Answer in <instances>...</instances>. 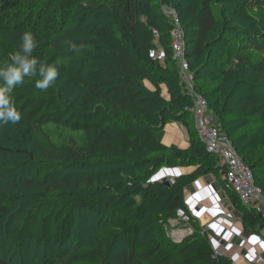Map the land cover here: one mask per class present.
Masks as SVG:
<instances>
[{
  "label": "trees",
  "instance_id": "16d2710c",
  "mask_svg": "<svg viewBox=\"0 0 264 264\" xmlns=\"http://www.w3.org/2000/svg\"><path fill=\"white\" fill-rule=\"evenodd\" d=\"M168 1L186 32L187 59L198 92L264 189V78L256 81L253 71H248L263 59L251 56L264 46V0H0V66L19 51L25 31L35 33L39 41L34 56L48 64L59 61V76L47 91L35 87L39 76L26 77L14 88L13 101L22 119L0 127V159L14 153L23 162L36 163L35 179L26 184L41 187L32 201L22 204L19 183L0 187V234L3 223L12 218L14 224L7 230L13 244L20 246L27 240L43 247L56 244L58 249L43 264H172L173 260L234 264L215 254L208 235L176 245L165 238L159 223L186 207L187 184L205 174H222L217 158L198 137L192 97L172 57L171 23L162 9ZM229 5L247 23L239 29L229 26L242 37L228 39L229 20L224 18ZM157 42L162 59L154 56ZM72 43L82 46L77 52L80 72L84 65L91 67L81 78L62 60L64 46L70 48ZM75 82L77 93L72 87ZM238 93L241 100H236ZM250 93L258 95L251 98ZM172 121L187 127L188 148L158 139L157 132ZM66 122L74 132L95 134L99 142L121 138L119 149L107 145L113 154L84 167L97 169L103 163L110 168L132 167L142 165L143 159L153 161L154 168L124 180L89 176L63 184L52 177L61 162L33 156L24 141L28 131ZM151 152L158 154L148 156ZM164 165L197 169L171 185L150 180ZM227 189L246 229L263 228L262 213L242 204L237 193ZM100 208L106 215L98 231L85 244L70 249L77 211ZM0 264H10L1 251Z\"/></svg>",
  "mask_w": 264,
  "mask_h": 264
},
{
  "label": "rangeland",
  "instance_id": "374dc122",
  "mask_svg": "<svg viewBox=\"0 0 264 264\" xmlns=\"http://www.w3.org/2000/svg\"><path fill=\"white\" fill-rule=\"evenodd\" d=\"M170 3L171 2L169 1L165 2V4L162 6L165 15L166 13L164 10L172 7ZM228 7L230 10H226L224 18L225 20H229L228 28L226 29L227 32L230 33L228 39H230L231 37H242L241 34L233 32L230 29L235 27H237L236 29H239L238 27L243 26V24L247 23H245L244 21L242 22L240 18L236 17L233 14L234 10L232 5H229ZM229 26L232 28H230ZM88 30L92 33L94 32L92 28H89ZM227 43H230L229 40L227 41ZM156 44L157 48L155 50L154 56H159L162 59L164 54L161 44L159 42H157ZM64 47L65 52L62 60L63 62L68 64L69 67H71V71H73L74 75H77L81 78V76H85V73L87 71H91L90 66L86 67L83 64L85 70L81 69L82 71L80 72V65L78 62L80 59L77 56V51H75L74 49H70L69 47L66 49V46ZM262 48L263 49L260 50L256 55L251 56L254 58H263L262 60L259 58L260 64L256 65L254 68L248 69V71H253V77H257L255 78L256 81H259L262 77L264 78V46H262ZM192 51L193 46L191 47V53ZM192 60L194 59L192 58ZM219 66L220 65H217L214 68L217 69ZM72 87H74L73 91L77 93L79 90V85L75 82ZM163 93H165L166 95L168 94L167 87L165 86L163 88ZM257 95L258 93H250L249 96L252 98ZM235 97L236 100H241V96H239V93L236 94ZM190 119H192V116L190 117ZM185 128L187 127L185 126ZM186 130L188 133V129ZM110 143L114 146V148L116 146L117 149L122 146L121 138L119 136L114 142H111L107 138H105L104 140H100L99 142L96 135L91 132H74L73 130H71V128H69L67 122L60 125L49 124L42 127V129L28 131V137L24 141L25 146L34 153L33 156L36 155V157H38L39 159H56L61 162L58 165L57 169L54 170L52 177L54 179H60L63 184H67L73 181H82L84 178H87L89 176H94L95 178L103 177V179L101 180L107 179L110 182L115 181V179L124 180L129 176L145 174L149 169L154 168L153 161L148 160L147 162H145L143 159L142 165H132V167L126 164L121 167L117 166L116 168H110L109 164L107 163H103L106 166L102 164L97 169L84 167V163L91 164V162L94 163L100 156L108 157L109 155L113 154L114 152H112V149L107 147V145H110ZM235 151L237 152L236 148ZM157 154L158 152H151L148 154V156H155ZM237 154L239 155L238 152ZM27 159L28 157L25 158V160ZM36 167V163H30L28 161L23 162V160H19V157H17L16 154L6 153L0 159V187L9 186L12 184L17 185L19 183L20 191L24 192V194L22 193V198L19 200V204L32 201L31 196L33 195V193H35V191L41 190V187L36 183L32 185L26 184V181L35 179L33 176H35ZM175 167L179 166H162L151 176L150 180L164 181L165 179H167L169 181L168 185H171L177 177L169 175V172L166 168ZM217 177L221 180L220 183L223 185L224 189H226L227 186L223 181L221 174ZM136 199L137 201H140L142 199L141 194H138ZM186 200L187 199L185 198L186 207L182 208L185 211V215L179 213V210L182 209H177L173 212V215L169 216L166 220H161L159 222L160 225H163L162 232L164 233L165 238L169 239L170 242L176 245L186 244L187 241H190L191 237L201 236V234L207 235L203 228L193 220L191 214L189 213L190 210L187 206ZM105 215L106 210L103 208H100L99 211L95 212L86 209L78 210L74 223V230L72 232L71 239L69 240L68 247H70V249H73L77 244H85L86 240L91 238V236L98 231V227L99 225H101V222L104 221ZM185 216H188V219H186ZM10 220L13 222H11ZM13 224L14 219L12 220V218L9 219V224H7V222L5 221L3 223V229L0 234V251L2 252L3 256H5V258L9 260L10 264H43L44 261L47 260L51 255L53 250L58 249V246L56 244L50 245L48 247H43L33 242L32 240H27L20 246L13 244L7 230ZM120 248L123 250L124 246L120 245ZM175 261L176 260H173L172 264H176Z\"/></svg>",
  "mask_w": 264,
  "mask_h": 264
},
{
  "label": "crops",
  "instance_id": "0c3cea01",
  "mask_svg": "<svg viewBox=\"0 0 264 264\" xmlns=\"http://www.w3.org/2000/svg\"><path fill=\"white\" fill-rule=\"evenodd\" d=\"M186 129L181 122H168L157 132V137L169 146L186 149L190 146ZM196 168L179 166L166 169L169 175L179 177L182 174H190ZM217 176L205 174L185 186L189 213L207 233L216 254L229 258L234 264H254L251 255L264 258V243L254 239L255 236H260L261 241H264V227L246 229L238 210L226 193L227 187L226 191ZM221 176L225 182L223 174Z\"/></svg>",
  "mask_w": 264,
  "mask_h": 264
},
{
  "label": "built area",
  "instance_id": "2783aa9c",
  "mask_svg": "<svg viewBox=\"0 0 264 264\" xmlns=\"http://www.w3.org/2000/svg\"><path fill=\"white\" fill-rule=\"evenodd\" d=\"M171 23L170 44L172 57L179 68L181 81L192 97V113L198 137L204 142L207 151L217 158L218 165L227 188L233 189L242 204L255 207L262 213L264 219V189L256 184L254 172L237 154L232 140L219 124L213 111L208 108L205 97L198 92L195 76L187 59L186 32L181 24L179 13L173 7L164 10ZM185 215V211L179 210ZM188 219V216H185ZM216 254V253H215ZM254 264H262V256L251 255Z\"/></svg>",
  "mask_w": 264,
  "mask_h": 264
},
{
  "label": "clouds",
  "instance_id": "9594fccd",
  "mask_svg": "<svg viewBox=\"0 0 264 264\" xmlns=\"http://www.w3.org/2000/svg\"><path fill=\"white\" fill-rule=\"evenodd\" d=\"M38 45L35 33L25 31L20 38L19 51L11 56L9 63L0 66V127L15 125L21 121L22 114L15 107L12 94L14 88L22 84L26 77L39 76L35 87L45 92L55 84L59 76V61L48 64L33 55ZM81 47L75 43L70 45L77 52ZM254 239L264 243L260 236H255Z\"/></svg>",
  "mask_w": 264,
  "mask_h": 264
},
{
  "label": "water",
  "instance_id": "95a60500",
  "mask_svg": "<svg viewBox=\"0 0 264 264\" xmlns=\"http://www.w3.org/2000/svg\"><path fill=\"white\" fill-rule=\"evenodd\" d=\"M163 182L169 184V181L167 179H165Z\"/></svg>",
  "mask_w": 264,
  "mask_h": 264
}]
</instances>
